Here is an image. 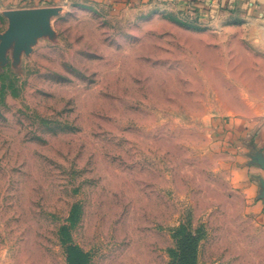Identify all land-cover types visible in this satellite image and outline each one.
Masks as SVG:
<instances>
[{
	"label": "rangeland",
	"instance_id": "rangeland-1",
	"mask_svg": "<svg viewBox=\"0 0 264 264\" xmlns=\"http://www.w3.org/2000/svg\"><path fill=\"white\" fill-rule=\"evenodd\" d=\"M16 11L0 0V264H264L250 29L165 0L74 1L31 34Z\"/></svg>",
	"mask_w": 264,
	"mask_h": 264
},
{
	"label": "crops",
	"instance_id": "crops-1",
	"mask_svg": "<svg viewBox=\"0 0 264 264\" xmlns=\"http://www.w3.org/2000/svg\"><path fill=\"white\" fill-rule=\"evenodd\" d=\"M13 10L54 11L67 3L74 1L101 4L107 2H127L130 0H1ZM173 6L195 7L201 13H211L216 8H223L226 17L235 16L242 21L244 28L250 29L254 41L264 48V0H165Z\"/></svg>",
	"mask_w": 264,
	"mask_h": 264
},
{
	"label": "water",
	"instance_id": "water-1",
	"mask_svg": "<svg viewBox=\"0 0 264 264\" xmlns=\"http://www.w3.org/2000/svg\"><path fill=\"white\" fill-rule=\"evenodd\" d=\"M49 11H33V10H19L12 14L14 25L13 32L19 30H25L28 34H31L32 30H37L44 22ZM27 22L28 27L25 28L24 23Z\"/></svg>",
	"mask_w": 264,
	"mask_h": 264
}]
</instances>
